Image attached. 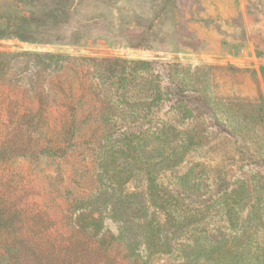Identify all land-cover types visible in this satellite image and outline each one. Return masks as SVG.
Here are the masks:
<instances>
[{
	"label": "rangeland",
	"instance_id": "rangeland-1",
	"mask_svg": "<svg viewBox=\"0 0 264 264\" xmlns=\"http://www.w3.org/2000/svg\"><path fill=\"white\" fill-rule=\"evenodd\" d=\"M52 53L127 61L110 87L130 114L116 138L84 103L57 153L64 107L35 92ZM89 223L128 248L81 239L79 225L98 237ZM130 252L264 264V0H0V264H130Z\"/></svg>",
	"mask_w": 264,
	"mask_h": 264
},
{
	"label": "trees",
	"instance_id": "trees-1",
	"mask_svg": "<svg viewBox=\"0 0 264 264\" xmlns=\"http://www.w3.org/2000/svg\"><path fill=\"white\" fill-rule=\"evenodd\" d=\"M46 58H50V64L53 66L50 69L52 71L51 76L48 83L40 85L35 92L38 94L40 102L46 104L50 102L53 106L64 107V112L60 114L61 117L58 120V129H56L59 130L60 142H63L64 145L57 149V153L66 154L71 143L75 142L77 135L75 115L82 111L80 109L84 107V103L90 104L85 114L87 118L98 123L102 129L101 133L106 138H116L118 136L116 127L111 126L114 123L113 121L120 116L121 119L129 118L130 114L129 109L127 112L117 110L116 106L110 101L112 96L110 95L112 93L110 87L114 85L113 78L122 75L118 69L127 61L109 57H71L70 55L56 53L46 55ZM71 71H73L72 77H70ZM101 79L106 81V89L101 88ZM77 93L78 95H76ZM76 97L78 98L76 99ZM39 116L40 112H25L21 115L22 118H27L30 123L39 120ZM130 134V128L124 129V137H129ZM44 149L46 152H54L53 146L47 145ZM89 226L96 227L97 238L89 233L85 234V226L79 225L76 229L78 234H84L81 239L86 242L92 243L97 240L100 245L104 244L109 248L113 245L127 247L130 244L119 241L113 234L105 235V233L99 232L100 225L98 223L92 225L89 223ZM133 255L135 254L132 252L129 255L125 253V256L130 260V264H145L143 260Z\"/></svg>",
	"mask_w": 264,
	"mask_h": 264
}]
</instances>
